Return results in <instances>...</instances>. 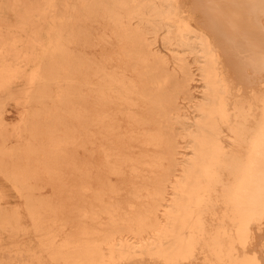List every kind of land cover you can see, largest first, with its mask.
Returning <instances> with one entry per match:
<instances>
[{
	"label": "bare ground",
	"instance_id": "obj_1",
	"mask_svg": "<svg viewBox=\"0 0 264 264\" xmlns=\"http://www.w3.org/2000/svg\"><path fill=\"white\" fill-rule=\"evenodd\" d=\"M185 1L15 0L23 20L0 36V80L25 78L9 93L28 130L0 150V171L24 202L0 197V252L20 264H264V81L244 69L264 66L248 50L253 0ZM92 41L114 57L88 56ZM76 140L92 155L70 165L77 196L42 195L40 177L64 174Z\"/></svg>",
	"mask_w": 264,
	"mask_h": 264
},
{
	"label": "rangeland",
	"instance_id": "obj_2",
	"mask_svg": "<svg viewBox=\"0 0 264 264\" xmlns=\"http://www.w3.org/2000/svg\"><path fill=\"white\" fill-rule=\"evenodd\" d=\"M193 0H186L185 2L191 3V7L193 8L192 4ZM72 0H65V4H70ZM63 3V5H65ZM62 5V6H63ZM19 7L16 6L15 0H0V31L2 34H0L1 37L7 38L9 32H13L18 29L19 23L22 22L20 20L21 18L18 16ZM194 10V9H193ZM197 10V8L195 9ZM194 10V11H195ZM202 12H200V9L195 11V16L201 17ZM249 16H250V25L252 31H250L251 39H250V45L249 49L254 56L256 55H263L264 57V44L260 45L257 43L259 39H256L257 37H261L264 39V0H253L252 6L249 9ZM196 23V22H195ZM202 24L196 23L195 26H201ZM39 31L43 32L44 37H47L45 30H47V26L43 24L38 25ZM99 27H95L93 29V34L96 37L97 34H95ZM257 40V41H256ZM95 42H86L83 44L80 48L91 57H114V52L109 47V45L100 44V45H93ZM158 41L156 44L158 48L162 53H167L169 55V52L165 50L163 47L159 46L161 43ZM244 43V42H243ZM263 46V47H262ZM248 45L244 47L245 52L242 50L238 55V57L242 60L241 62H245L246 59L251 58L252 55L251 52L247 51ZM37 52H42V45L36 47ZM246 48V49H245ZM244 53V54H243ZM247 54V56H246ZM249 56V57H248ZM243 57V58H242ZM245 58V60H244ZM191 59V58H190ZM251 60V59H250ZM248 61V60H247ZM246 61V62H247ZM262 61V60H261ZM264 61V60H263ZM244 65V69L246 70V74L248 77L252 78V80H255L258 77V74L260 75L259 80H261V77H263L264 81V66L259 69V67L251 66L249 65V61ZM117 65L119 63L117 62ZM194 66V65H193ZM249 67V69H247ZM253 68V69H250ZM259 69V71L257 70ZM31 70V69H30ZM228 70L232 71V68L229 66ZM251 70V71H250ZM250 72H254L249 73ZM258 71V72H257ZM263 71V72H262ZM230 74L234 75V68L233 72H229ZM257 73V74H255ZM261 73V74H260ZM251 75V76H250ZM254 75L256 77L254 78ZM262 75V76H261ZM246 76V75H245ZM233 77V76H232ZM258 82V79H256ZM26 85L25 78H17L15 81H13L12 85H8L6 83H2L0 80V126L3 129L2 132L4 133V144L1 146L2 151L4 153L10 151L16 144L19 142H22L23 134L27 132L28 126H27V115L25 113V110L21 106V100L17 101V99H12L11 94L9 93L12 91L15 95L19 94L20 91L24 89ZM185 101H183L184 103ZM185 110H188V107H184ZM121 127L125 128L126 122L124 120H119ZM78 122L75 119H72L70 121V127L71 130L76 127L77 129ZM0 139H3V137H0ZM77 140L74 143H71L68 147L65 148V156L62 158L64 161V158H66V161L69 162L65 164L63 168V175H60L59 179L52 175L50 178L47 176V174H43V177H40L39 181L42 184L43 187L39 188V192L43 193L42 195L48 196V197H56V198H66V197H74L77 196L76 189L79 183L78 178V172L77 170H74L72 167L70 168V165L73 163L75 166L83 163L84 161H89L91 159V153H90V146L87 149H82L79 146H77ZM97 151L93 156L94 162H96L99 165L103 164L104 156L102 153V149L104 148V140L101 138V136L97 139ZM91 149V148H90ZM6 162L9 161L8 158L5 159ZM81 162V163H80ZM15 164V163H14ZM21 164V163H20ZM76 166V167H77ZM100 167V166H99ZM101 173L102 177L106 178V180L109 179V182L111 184L116 185H125L127 183V180L129 179V176L127 173H125L121 178H111L107 174ZM64 182H66L65 185V193H58L59 187L62 189V186L59 184L58 180L63 179ZM43 181V182H42ZM46 182H50L49 184H45ZM44 184V185H43ZM124 191V190H123ZM124 194L120 195L121 199L124 198ZM0 197L3 199V205L6 207H15V208H22L23 207V199L20 197L19 193L16 191V189L11 185L9 179L4 175L2 171H0ZM67 213V212H66ZM67 217H71V213L68 211L66 214ZM72 220V218H71ZM28 221V219H26ZM74 229V228H73ZM5 238H7V235H5ZM27 243H30L34 245V240L32 238H26ZM13 253V252H12ZM9 252L8 250H1L0 252V260L3 261L4 264H20L19 261H16L15 256ZM4 254V255H3ZM13 255V256H12ZM5 258V259H4Z\"/></svg>",
	"mask_w": 264,
	"mask_h": 264
}]
</instances>
